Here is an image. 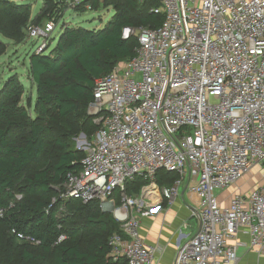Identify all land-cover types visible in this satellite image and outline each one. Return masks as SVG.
<instances>
[{"label":"built area","instance_id":"1","mask_svg":"<svg viewBox=\"0 0 264 264\" xmlns=\"http://www.w3.org/2000/svg\"><path fill=\"white\" fill-rule=\"evenodd\" d=\"M92 1L69 3L94 10ZM152 11L164 15L161 26L125 27V39L137 38L134 56L95 79L88 113L96 138L61 197L99 200L122 230L110 238L113 259L153 264L156 248L141 236L142 218L173 201L194 175L198 227L173 264H237L238 246L228 242L243 230L264 252V184L235 193L229 205L219 198L255 166L264 169V0H160ZM57 24L29 25L27 37L48 41ZM160 170L179 177L161 185ZM140 176L147 183L130 193L128 183Z\"/></svg>","mask_w":264,"mask_h":264},{"label":"trees","instance_id":"2","mask_svg":"<svg viewBox=\"0 0 264 264\" xmlns=\"http://www.w3.org/2000/svg\"><path fill=\"white\" fill-rule=\"evenodd\" d=\"M16 1L0 0V57L7 50L4 38L21 42L29 25H40L29 22L31 5ZM55 1L44 0L32 21L46 15L47 21L58 20ZM92 2L94 10L100 7L98 0ZM103 5L114 9L103 28L65 25L54 48L30 55L34 105L31 99L23 102L25 86L18 75L0 81V264H124L110 253L111 236L122 234L112 212L99 200L83 203L61 194L68 173L81 169L86 154L74 147V138L98 130L88 113L95 79L135 54L137 38L125 39L124 28H158L165 18L152 11L160 0H104ZM74 9L86 11L84 5ZM178 177L160 170L156 179L171 186ZM145 183L137 177L128 189L138 193Z\"/></svg>","mask_w":264,"mask_h":264},{"label":"crops","instance_id":"3","mask_svg":"<svg viewBox=\"0 0 264 264\" xmlns=\"http://www.w3.org/2000/svg\"><path fill=\"white\" fill-rule=\"evenodd\" d=\"M194 175H187L178 189L173 201L164 199L162 209L155 215L142 218L140 233L147 245L156 248L153 264H173L178 246L187 241L198 227V219L191 216L192 207L199 200L191 188L196 184ZM264 184V169L255 166L235 184L219 192V198L224 205H229L235 193L247 195L255 187ZM229 245L238 248L237 264H264V252L251 246V236L247 231H241L229 239Z\"/></svg>","mask_w":264,"mask_h":264},{"label":"rangeland","instance_id":"4","mask_svg":"<svg viewBox=\"0 0 264 264\" xmlns=\"http://www.w3.org/2000/svg\"><path fill=\"white\" fill-rule=\"evenodd\" d=\"M16 2L30 4L31 5V20L35 24L44 25L47 22V15L41 16L34 21L33 17H36L44 6V0H17ZM60 5L61 15L58 17V24L55 30L52 32L48 41H43L42 37L37 39H30L26 37L21 42H16L4 38L7 43L6 52L0 57V81L1 83L11 75H18L20 81L25 86V93L23 96V102L27 105V100H32V105L35 103L37 97L36 85L28 77L30 72V55L37 51V48L44 45V48H48L50 51L55 47L58 37L61 34L63 27L66 26H81L87 29H100L103 28L114 15V9L112 7L101 6L96 10L76 11L71 7L70 3L66 0H56ZM54 2V3H55ZM103 5V4H102ZM39 22V23H38ZM96 133H87L81 131L74 138V147L76 149L86 152L87 147L96 138ZM51 153L46 154L51 158Z\"/></svg>","mask_w":264,"mask_h":264}]
</instances>
